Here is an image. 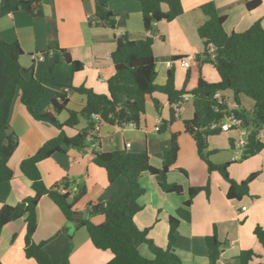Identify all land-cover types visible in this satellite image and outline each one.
<instances>
[{"label": "crops", "instance_id": "crops-1", "mask_svg": "<svg viewBox=\"0 0 264 264\" xmlns=\"http://www.w3.org/2000/svg\"><path fill=\"white\" fill-rule=\"evenodd\" d=\"M181 1L184 13L172 22L155 23L151 31L155 41L154 55L158 74L156 82L160 86L165 85L169 71H173L178 90L183 88L187 76V68L182 66V59L190 58L192 61L204 53V43L198 34V29L207 21L201 9L203 5L210 2L215 4L218 13L226 17L224 27L229 33H244L258 21L264 27V0H261V5L253 10L248 8V4L254 0ZM43 7L44 16L41 18H34L24 11L1 16L0 40L7 43L18 41L25 53L20 58L21 66L25 68L35 66L36 76L40 79L49 78L54 66L55 79L65 86L72 85L74 88L85 86L96 93L108 94L107 82L115 74L112 54L116 50V38L128 35L131 40L139 41L150 36L144 29L141 5L137 0H113L109 3V10L117 16L115 28L95 20V0H46ZM163 10L167 11L168 7L163 5ZM56 44L60 50L70 54L72 60L82 63L83 69L74 73ZM56 58H59L57 64ZM214 69L212 65H204L202 68L203 76L208 82L216 83L220 80ZM68 89L70 100L68 108L81 111L86 105V97L76 93L72 88ZM60 91V87L47 85L45 95L36 109L40 112H53L51 102ZM221 96L229 100L230 104L234 103L231 92L221 93ZM156 98L163 104L161 113L148 104L144 119L138 126L119 128L103 123L98 132L101 139L99 145L90 144L84 150L68 149L66 153H56L39 163V169L47 187H52L66 177L84 183L87 194L75 206L78 212L84 214L90 202L96 204L114 202L128 188L124 178L118 179L112 185L108 183L106 171L93 163L95 152L127 150L132 153H147L151 164L161 168L164 154L171 147L172 136L178 134L179 157L168 174L167 181L181 185L184 193L167 194L159 187L160 177L145 174L141 180L145 194L139 200L143 210L135 216L138 228L150 229L149 238L156 246L165 250L169 242L170 218L177 217V210L182 208L189 198V189L205 187L208 179L204 162L199 156L198 149L196 151L195 140L186 133L182 122H176L193 119L195 113L193 97L190 96L189 101L184 102L181 114L168 127L166 123L171 120L172 107L167 96L157 94ZM240 109L253 111L254 102L249 103L241 97ZM68 116V112L57 115L61 122H65ZM10 125L11 131L18 139L19 147L9 162L14 177L10 182L0 185V197L5 204L16 206L34 195L31 182L21 173L22 161L36 154L44 144L59 136V131L35 121L21 104L19 95L12 106ZM87 125V121L82 119L78 130L86 129ZM159 125L161 130L156 131ZM65 132L68 137L77 134V131L72 129H65ZM240 138L241 135L237 131L222 141L211 137L209 148L212 146L233 150L235 141ZM257 156L247 168V170L251 168L252 172L260 170L249 195H255L256 199L250 200L247 196L242 201L229 200L227 198L229 183L215 175L211 176L210 196L200 192L195 197L190 209L191 221L188 223L181 220L174 245L176 254L184 264L209 263L206 238L214 233L215 228L220 241L224 243L225 259L232 260L242 251L252 250L262 256L261 262L264 263V248L254 235L257 226L264 228V150ZM231 157L232 154H225L226 162H229ZM183 160H186L187 165L182 163ZM239 161L233 157L231 164ZM191 164L200 172L199 176L194 175L193 178L188 168ZM181 170H185L188 176ZM179 173L187 178L188 182ZM242 180L245 181V178ZM213 183L216 184L218 192H215ZM91 221L100 225L105 221V217L95 216ZM38 223L34 241L37 244L46 242V250L52 259L54 255L60 262L69 242L72 244L69 264H107L114 257L110 250H99L93 245L90 236L85 232L86 228L78 230L67 228L64 214L49 196H44L39 203ZM25 235L24 220L10 223L3 228L0 237L1 264H37L25 256ZM145 248L142 246L140 252L148 259H152V253Z\"/></svg>", "mask_w": 264, "mask_h": 264}, {"label": "trees", "instance_id": "trees-1", "mask_svg": "<svg viewBox=\"0 0 264 264\" xmlns=\"http://www.w3.org/2000/svg\"><path fill=\"white\" fill-rule=\"evenodd\" d=\"M46 0H0V17L3 15L24 11L34 18L44 16ZM113 0H95V20L115 28L117 16L109 10ZM141 5L143 24L146 32H151L155 23L172 22L184 13L181 0H137ZM261 0L248 4L250 10L261 5ZM163 5L168 7L163 10ZM207 21L198 29V34L204 43V53L192 60L187 67L184 86L178 90L175 86V75L169 71L167 83L157 84V68L154 55V39L134 41L128 35L116 38V50L112 54L115 74L108 84V94L96 93L93 89L81 86L62 85L53 75L40 79L36 76L35 66L25 68L20 64V58L25 54L18 41L7 43L0 40V185L10 182L14 172L9 162L19 147L16 135L11 131L10 117L12 106L17 94H20L21 104L27 109L33 119L41 124H47L59 131V136L44 144L36 154L22 161L21 173L31 182L34 195L16 206L5 204L0 197V237L3 228L13 222L24 220L26 223L25 256L37 264H55L46 250V242L35 243L34 237L38 229V206L44 196H49L60 208L67 221V228L78 230L86 228L93 245L103 251L110 250L113 259L107 264H184L176 254L174 245L178 237L181 220L190 223L191 207L195 197L206 187L190 188L189 198L184 206L177 210V217L169 220L170 231L167 249L159 248L149 238L150 229L140 230L135 223V216L143 210L139 203L145 194L141 180L145 174L160 177L159 187L167 194L182 195L184 188L171 184L167 176L174 168L179 157L178 134H173L172 144L164 154L163 165L156 168L151 164L147 153H132L127 150L114 152H95L93 163L107 173L108 183L114 184L124 178L128 188L114 202L93 203L87 205L88 216L75 209L76 204L87 194L84 183L64 178L52 187H47L39 169V163L53 157L56 153H66L68 149L84 150L90 144H100V136L94 131L93 114L101 116L103 123L110 126L125 128L131 124L140 125L146 114L148 104L161 113L163 104L156 98L157 94L167 96L171 107L182 101L185 96L193 97L195 113L191 120L184 121L186 133L196 142L200 158L208 165L209 172H218L227 181L230 188L227 192L229 200L242 201L250 195V184L258 177L252 174L246 181L238 183L231 179L228 168L230 164L215 165L210 161L209 139L220 135V124L229 106L219 104L215 98L218 92L233 94V102L241 106V97L253 100L254 109L251 114L247 110H239L238 115L250 131L248 144L243 154V160H248L264 150V141L258 138L264 130V27L256 22L244 33H229L224 24L226 17L221 16L213 2L201 7ZM57 45V44H56ZM210 45L215 52H210ZM59 49V46L57 45ZM65 61L71 65L73 72L83 69V64L72 60L70 54L63 52ZM58 57V56H57ZM59 62L56 58L55 64ZM211 64L220 76L216 83L208 82L202 73L205 64ZM195 77V78H194ZM60 87L61 91L52 100V111L40 112L36 109L45 95L47 85ZM72 88L76 93L86 97L85 107L77 112L68 108L69 98L65 89ZM68 112L65 122L57 115ZM87 121V128L78 130L81 120ZM176 119L172 109V117L168 125ZM65 129L76 130L77 134L68 137ZM91 138V141L89 140ZM90 141V142H89ZM233 145V144H232ZM181 172L188 176L185 170ZM74 194L72 203L68 199ZM103 215L105 221L94 224L91 219ZM66 228V229H67ZM254 235L264 248V228L257 226ZM146 245L153 255L152 259L141 255L140 248ZM208 248V264H264L262 256L252 250L242 251L234 259L223 257L224 243L220 241L217 229L206 238ZM72 244L65 248L62 264H69ZM259 262H258V261ZM1 264V262H0Z\"/></svg>", "mask_w": 264, "mask_h": 264}, {"label": "built area", "instance_id": "built-area-1", "mask_svg": "<svg viewBox=\"0 0 264 264\" xmlns=\"http://www.w3.org/2000/svg\"><path fill=\"white\" fill-rule=\"evenodd\" d=\"M149 35L151 36L152 33L149 32ZM210 52L212 54H214L215 52V47L213 45H210ZM191 62L190 58H184L182 59L181 63L182 66L187 68L189 66V63ZM66 92H69V89H65ZM190 96H185L181 102L176 103L172 106V109L174 110L175 116H179L183 110V105L184 102L189 101ZM215 98L218 100L219 104H226L229 106V111L228 114H226V116L224 117V119L221 121L220 124H214L213 125V129L214 128H220L222 133H228L231 131H237L240 133L241 138L238 139L237 141H235V146H234V151H235V156H234V160L239 161L241 160V156H243L245 148L248 144V136H249V130L245 127V122L244 120L239 117L238 115V111L241 110L239 105H237L236 103L230 104L229 100L225 99L224 97L221 96V93L218 92L215 96ZM92 119L94 121V131L93 133H98L100 131V128L103 124V120L101 118V116H99L98 114H93L92 115ZM131 127H135V124H131L129 125ZM161 127L160 125L156 127V131H160ZM264 137V130H261L259 133L258 138L260 140H262ZM89 140L91 141V138H89ZM95 146H97V144H94ZM245 210V209H244Z\"/></svg>", "mask_w": 264, "mask_h": 264}, {"label": "rangeland", "instance_id": "rangeland-1", "mask_svg": "<svg viewBox=\"0 0 264 264\" xmlns=\"http://www.w3.org/2000/svg\"><path fill=\"white\" fill-rule=\"evenodd\" d=\"M145 29V28H144ZM205 65H211V64H205ZM215 70V69H214ZM20 96V94L18 93L17 94V96ZM16 96V97H17ZM15 97V98H16ZM244 99H246V101L247 102H249V103H252L253 104V100L252 99H250V98H248V97H246V96H242ZM248 112L251 114V110H248ZM177 123H180V122H182L183 124H184V122H183V120H179V121H176ZM229 133V132H228ZM236 133V131H232L231 132V134H220V136L219 135H215V136H211V137H215L216 139H218V140H220V141H222V140H225L226 139V136H228V135H233V134H235ZM217 136V137H216ZM210 137V138H211ZM228 137H227V141H228ZM185 150H186V148H184ZM196 151H197V148H196ZM209 152H210V161L213 163V164H215V165H226V164H231V163H233V157L235 156V151H234V149L233 150H231V149H223V148H212V146H211V148H209ZM228 153H230V154H232V157H231V160L229 161V162H226V160H225V154H228ZM198 154V153H197ZM258 156L256 155V156H254V157H251L249 160H243V156H241V160L238 162V163H235V164H231L230 166H229V169H228V171H229V174H230V176H231V178L234 180V181H236V182H238V183H241V181L243 182L244 180H242V178H245V181L246 180H248L249 178H250V176L253 174V173H255V174H258L259 173V171H256V172H252L253 170H251V168H249L248 170H247V168H248V164L250 163V162H252L255 158H257ZM191 162V161H190ZM204 162V161H203ZM183 164H185V165H187L186 163V160H183V162H182ZM203 166H204V168L206 169V171H207V179H208V182H207V185H212V184H210V182H211V176L212 175H215V176H217L218 178H220L222 181H224V179L222 178V176H221V174L220 173H217V172H214V173H210L209 172V168H208V165L204 162L203 163ZM188 168L190 169L189 171H191L190 173H192V175H193V178H194V175H195V177H197V176H199L200 175V172L197 170V168H195V166L194 165H188ZM179 175L185 180V181H187L188 182V179L187 178H185L183 175H181L180 173H179ZM257 181V179L254 181V182H256ZM254 182H252L251 184H250V190H251V188L253 187L252 186V184L254 183ZM206 185V186H207ZM205 186V187H206ZM213 186H214V190H215V192H218L219 190H218V188H217V186H216V184H214L213 183ZM195 188H197V187H195ZM202 193H204L206 196H210V192H209V194H208V192L207 191H205V190H203V191H201ZM204 194H200V195H204ZM257 197L255 196V195H253V196H249L248 197V199H250V200H254V199H256ZM227 200V199H226ZM218 204V202H216V204L215 205H217ZM239 204V203H238ZM199 212V211H198ZM198 214V213H197ZM243 221H244V219H243ZM14 223V222H13ZM85 232H87V234L89 235V233H88V231H86L85 230ZM146 247V248H145ZM143 248H145L147 251H148V247L146 246V245H144L143 246ZM141 255L143 256V257H145V258H147L145 255H143L142 253H141ZM53 259L57 262H54L55 264H62V261H63V259H61L60 258V262H59V260L53 255ZM53 260V261H54Z\"/></svg>", "mask_w": 264, "mask_h": 264}, {"label": "water", "instance_id": "water-1", "mask_svg": "<svg viewBox=\"0 0 264 264\" xmlns=\"http://www.w3.org/2000/svg\"><path fill=\"white\" fill-rule=\"evenodd\" d=\"M73 200H74V194L68 199V202H69V203H72ZM87 216H88V213L85 212V213L83 214V219H86Z\"/></svg>", "mask_w": 264, "mask_h": 264}]
</instances>
